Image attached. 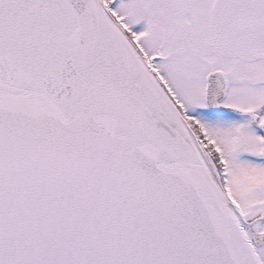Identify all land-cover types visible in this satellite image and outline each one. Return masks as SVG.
<instances>
[{
  "label": "snow or ice",
  "instance_id": "snow-or-ice-1",
  "mask_svg": "<svg viewBox=\"0 0 264 264\" xmlns=\"http://www.w3.org/2000/svg\"><path fill=\"white\" fill-rule=\"evenodd\" d=\"M0 264H264V0H0Z\"/></svg>",
  "mask_w": 264,
  "mask_h": 264
}]
</instances>
